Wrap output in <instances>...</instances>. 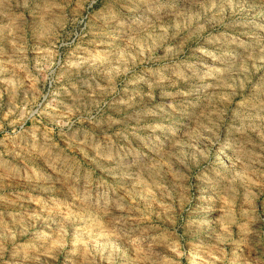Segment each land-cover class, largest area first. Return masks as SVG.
<instances>
[{"label":"rangeland","instance_id":"obj_1","mask_svg":"<svg viewBox=\"0 0 264 264\" xmlns=\"http://www.w3.org/2000/svg\"><path fill=\"white\" fill-rule=\"evenodd\" d=\"M0 264H264V0H0Z\"/></svg>","mask_w":264,"mask_h":264}]
</instances>
